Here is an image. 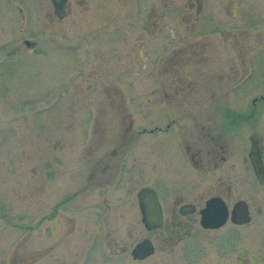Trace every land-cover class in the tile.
Segmentation results:
<instances>
[{
	"label": "flooded vegetation",
	"instance_id": "af4514ba",
	"mask_svg": "<svg viewBox=\"0 0 264 264\" xmlns=\"http://www.w3.org/2000/svg\"><path fill=\"white\" fill-rule=\"evenodd\" d=\"M26 1L0 0V19L17 10L25 27ZM111 1L32 0L39 22L23 32L39 33L41 41L23 40L26 55L37 47L42 57L67 53L63 77L72 85H79L78 70L86 73L92 130L75 156L51 162L55 172L42 175L36 224L10 208L7 222L23 235L0 239V264H205L208 243L224 247L231 240L207 237L252 221L250 203L237 198L231 182L241 164L260 184L251 135L248 149L238 126L252 120L264 90L250 83L251 56L238 31L208 29L238 25L251 0ZM127 19H134V32L127 33ZM73 98V108L84 100L78 89ZM247 99L250 108L239 112ZM255 136L264 167V144ZM240 201L250 217L243 225L231 222ZM212 208L226 211L223 225L202 224ZM252 257L240 247L235 263L252 264Z\"/></svg>",
	"mask_w": 264,
	"mask_h": 264
},
{
	"label": "rangeland",
	"instance_id": "374dc122",
	"mask_svg": "<svg viewBox=\"0 0 264 264\" xmlns=\"http://www.w3.org/2000/svg\"><path fill=\"white\" fill-rule=\"evenodd\" d=\"M115 2L118 4L117 1H111L112 4ZM26 3L25 27L19 23L17 10L10 18L0 19V206L5 215H1L0 209V239L9 238L12 232L19 237L23 235L17 230L12 231L13 228L7 222V216L12 218L10 213L13 211L10 208L19 209L16 210L20 219L27 212L32 224L42 218V194L39 191L42 175L55 172V166H51V162L57 161L59 164L62 162L60 158L75 156L76 150L78 153L81 148L77 146L86 143L92 130L91 117L86 112L85 100L89 96L85 86L88 84L86 73L78 70L76 83L80 86L72 85L69 76L63 77L68 71L64 70L67 53L53 50L42 57L38 54L40 47H37L34 51L36 54L26 55L23 40L34 41L37 45L41 41L39 33L29 36L23 32H32L37 19L30 7L32 0H27ZM249 3L240 10L238 25L233 26L227 22L216 29L215 23H212L208 29L238 31L241 45L251 56L253 75L250 83L255 91L260 86L264 90V0H251ZM37 20L39 22V17ZM132 20L127 19V33L136 29V23ZM85 26L82 29H87ZM69 29L65 26V30L70 32ZM12 47H16L15 52L8 53ZM60 81L62 83H58ZM76 88L84 100L73 108ZM247 101L239 102V112L250 108L249 105L247 107L250 100ZM238 127L239 141L248 149L250 135L252 137L257 134L264 144V102L258 105L252 120H240ZM237 152V157L240 158L243 151ZM236 171L238 176L231 183L237 189V198L250 203L253 210L252 221L237 229L229 225L212 237H207L222 240L227 236L231 240L224 247L208 243L204 247L203 257H200L205 264H236L235 258L240 247L248 249L264 264V185L257 184L252 171L247 173V169L241 164ZM52 189H48L46 194L49 195ZM258 209L261 214L257 213ZM47 214L49 211L46 210ZM15 221L17 222L16 218ZM32 229L36 230L34 233L32 231V236H36L42 227Z\"/></svg>",
	"mask_w": 264,
	"mask_h": 264
},
{
	"label": "water",
	"instance_id": "95a60500",
	"mask_svg": "<svg viewBox=\"0 0 264 264\" xmlns=\"http://www.w3.org/2000/svg\"><path fill=\"white\" fill-rule=\"evenodd\" d=\"M256 141H257L256 136L253 135L250 139V142H251L250 157L252 159V166H253V170L255 173V177L257 178V181L260 184H263L264 183V167L259 162V158L256 159L259 153ZM262 158L264 159V153L262 155ZM245 205L246 204L241 201L235 205L234 210L232 211V216H231L232 223L243 225V224H247L248 222H250V217L248 216V211L246 210ZM215 218H216L217 223L213 225L212 223H213V220H215ZM226 218H227V213L225 210H223V212L220 213L218 210L213 211V208H212L211 210L206 211L204 220H202V224L205 225L206 227H209V226L219 227L224 224V222L226 221ZM240 255L241 257H244L246 255V251L244 249H240ZM251 261H252V264H259L255 257H252ZM237 264H244V262H242L241 260H238Z\"/></svg>",
	"mask_w": 264,
	"mask_h": 264
}]
</instances>
